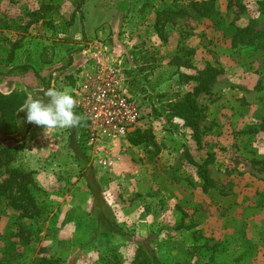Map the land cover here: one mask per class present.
<instances>
[{
    "label": "rangeland",
    "instance_id": "1",
    "mask_svg": "<svg viewBox=\"0 0 264 264\" xmlns=\"http://www.w3.org/2000/svg\"><path fill=\"white\" fill-rule=\"evenodd\" d=\"M188 1L0 0V93L26 96L29 125L25 136V125L0 131V145L33 172L42 210L21 218L0 201V264H130L147 241L164 264H264V173L253 163L264 157V50L232 44L238 27L264 24V0H244V14L216 0L208 18L162 15ZM95 51L121 56L153 143L86 144L72 97ZM208 65L222 73L198 97V145L173 104L195 86L185 76ZM208 155L205 191L195 164Z\"/></svg>",
    "mask_w": 264,
    "mask_h": 264
},
{
    "label": "trees",
    "instance_id": "2",
    "mask_svg": "<svg viewBox=\"0 0 264 264\" xmlns=\"http://www.w3.org/2000/svg\"><path fill=\"white\" fill-rule=\"evenodd\" d=\"M89 0H81L79 8H81ZM230 9H235L239 14H244L247 8L244 0H226ZM216 0H189L186 6L181 7L178 11L166 9L162 15L176 14L181 16H190L197 19L208 18L216 14ZM40 15V12L34 13ZM233 46H253L257 49L264 50V24L257 21H249L245 26L238 27L233 36ZM48 48H45L47 51ZM23 69L28 70L29 67ZM222 73V69H218L212 65H208L197 75L185 76L188 80L193 81L195 86L185 96L180 97L173 104L175 116H178L193 132L194 140L197 144H201V122L204 118V109L198 106V97L201 94H208L211 91L212 84ZM37 75V74H36ZM38 76V75H37ZM26 96L18 92L10 94L0 93V131L6 135H15L19 133L22 125L27 126L21 131L25 136L28 133V122L25 116ZM22 129V128H21ZM138 131V132H137ZM138 135H135V133ZM130 141L133 146H140L146 143H153V136L149 133H141L138 129L131 133ZM152 137V138H151ZM206 163L199 165V175L203 180V188L205 191L215 187V183L210 177L207 168L208 162L212 156L208 155ZM15 159L12 149L0 145V201L7 199L9 205L20 212L21 218L37 219L41 216L42 210L38 204L35 195V179L33 172L25 171L13 166ZM253 163L259 167L264 173V157L255 159ZM28 241L29 237H25ZM36 264H60L55 258L43 257ZM100 264H123L118 256L113 258H100ZM130 264H164L157 256L156 250L152 247V242H142L135 247L131 256Z\"/></svg>",
    "mask_w": 264,
    "mask_h": 264
},
{
    "label": "built area",
    "instance_id": "3",
    "mask_svg": "<svg viewBox=\"0 0 264 264\" xmlns=\"http://www.w3.org/2000/svg\"><path fill=\"white\" fill-rule=\"evenodd\" d=\"M121 56L89 52V62L79 76L72 102L86 144L97 149L103 140L126 138L138 129L144 113L126 86ZM113 166L108 156L101 161Z\"/></svg>",
    "mask_w": 264,
    "mask_h": 264
},
{
    "label": "crops",
    "instance_id": "4",
    "mask_svg": "<svg viewBox=\"0 0 264 264\" xmlns=\"http://www.w3.org/2000/svg\"><path fill=\"white\" fill-rule=\"evenodd\" d=\"M76 67H77V64L75 63V65H73L72 67H70V71L73 70V69H75ZM10 92H8V93L1 92V93H3V94H9Z\"/></svg>",
    "mask_w": 264,
    "mask_h": 264
}]
</instances>
